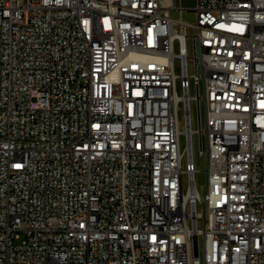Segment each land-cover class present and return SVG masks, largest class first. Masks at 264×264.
<instances>
[{
	"label": "built area",
	"instance_id": "2783aa9c",
	"mask_svg": "<svg viewBox=\"0 0 264 264\" xmlns=\"http://www.w3.org/2000/svg\"><path fill=\"white\" fill-rule=\"evenodd\" d=\"M194 1L0 0V264H264V0Z\"/></svg>",
	"mask_w": 264,
	"mask_h": 264
},
{
	"label": "rangeland",
	"instance_id": "374dc122",
	"mask_svg": "<svg viewBox=\"0 0 264 264\" xmlns=\"http://www.w3.org/2000/svg\"><path fill=\"white\" fill-rule=\"evenodd\" d=\"M178 5L184 6L186 9H172L171 10V17L174 19H179L182 21L194 23L196 21V11L193 10L195 6L194 0H177ZM196 94V89L194 87V82H191V95L194 96ZM191 109H192V124L195 129H198V114H197V102L192 100L191 102ZM205 114L204 104L201 103V115L202 117ZM185 122L183 118L182 110L180 111V121L179 126L181 129L184 128ZM182 148H185V139L182 137ZM204 149H207V140L206 137L204 138ZM193 154H194V164L197 172L195 173V182L198 191L201 194H204L206 184H207V174L203 169L207 165V158L201 156L200 154V141H199V134L195 133L193 137ZM182 167L184 170L188 168L186 154L183 157ZM183 184L184 189L186 190L189 185L188 175L185 173L183 175ZM198 209L203 210V206L201 203H198ZM202 224V221L200 222Z\"/></svg>",
	"mask_w": 264,
	"mask_h": 264
},
{
	"label": "crops",
	"instance_id": "0c3cea01",
	"mask_svg": "<svg viewBox=\"0 0 264 264\" xmlns=\"http://www.w3.org/2000/svg\"><path fill=\"white\" fill-rule=\"evenodd\" d=\"M164 1V4L165 5H168L169 3H170V0H163ZM177 5H178V3H177ZM195 7V6H194ZM177 9H181V10H183V9H186L184 6H182V5H178V8ZM193 10H194V8H193ZM169 14H170V16H171V10H170V12H169Z\"/></svg>",
	"mask_w": 264,
	"mask_h": 264
}]
</instances>
